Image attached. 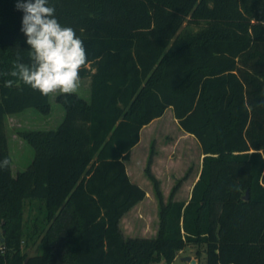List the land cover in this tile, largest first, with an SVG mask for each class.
<instances>
[{
    "label": "trees",
    "instance_id": "obj_1",
    "mask_svg": "<svg viewBox=\"0 0 264 264\" xmlns=\"http://www.w3.org/2000/svg\"><path fill=\"white\" fill-rule=\"evenodd\" d=\"M49 4L84 42L91 100L59 94L57 129L19 131L35 158L14 176L6 115L52 106L0 75V264H172L192 244L206 245L207 264H264V0ZM22 16L0 0V73L30 62ZM168 108L201 146L200 175L188 201L174 199L180 183L166 201L151 153L159 228L126 237L122 218L147 196L126 162Z\"/></svg>",
    "mask_w": 264,
    "mask_h": 264
},
{
    "label": "rangeland",
    "instance_id": "obj_2",
    "mask_svg": "<svg viewBox=\"0 0 264 264\" xmlns=\"http://www.w3.org/2000/svg\"><path fill=\"white\" fill-rule=\"evenodd\" d=\"M77 94L90 100V78H80ZM60 93L50 95L52 106L50 114H43L35 108L5 117V129L9 150L12 157V173L27 169L33 160V147L19 136L21 130H49L57 128L64 119V107L57 101ZM141 133L140 142L133 148L128 167L135 183L147 192L142 218L128 217L121 222L126 237H154L159 228V202L154 185L146 173L151 153V169L160 180L165 200L168 201L173 188L180 183L175 200L188 201L192 188L197 181L202 167V149L197 139L184 132L175 118L172 108L166 110L160 120ZM2 234V232L0 231ZM30 254L38 252L36 247H27ZM200 252L198 254V250ZM191 257L196 264H207L206 245H189L180 251L172 264H190L184 260ZM160 264H165L164 262Z\"/></svg>",
    "mask_w": 264,
    "mask_h": 264
},
{
    "label": "clouds",
    "instance_id": "obj_3",
    "mask_svg": "<svg viewBox=\"0 0 264 264\" xmlns=\"http://www.w3.org/2000/svg\"><path fill=\"white\" fill-rule=\"evenodd\" d=\"M16 9L23 13L20 30L27 38L30 62H19L18 57L10 72L0 73L16 78L5 80V86L12 87L18 80L43 96L76 93L80 71L88 62L83 40L72 27L59 23L49 0H16ZM9 164L3 158L0 169Z\"/></svg>",
    "mask_w": 264,
    "mask_h": 264
},
{
    "label": "crops",
    "instance_id": "obj_4",
    "mask_svg": "<svg viewBox=\"0 0 264 264\" xmlns=\"http://www.w3.org/2000/svg\"><path fill=\"white\" fill-rule=\"evenodd\" d=\"M90 92H91V79H90ZM51 95V94H50ZM85 99V98H84ZM90 100H91V97H90ZM90 100H87V101H90ZM169 109V108H168ZM65 110V109H64ZM65 115H66V111H65V114H64V118H65ZM162 117H160V118H158V119H155L153 122H151L150 124L152 125V123H155V122H157L158 120H160ZM64 120V119H63ZM63 122V121H62ZM61 122V123H62ZM60 123V124H61ZM149 124V125H150ZM60 126V125H59ZM58 126V127H59ZM148 126V125H147ZM57 127V128H58ZM57 128H55V129H57ZM148 127H144L142 130L144 131L145 129H147ZM49 130H54V129H49ZM141 133H142V131H141ZM133 150V149H132ZM35 151V150H34ZM34 158H35V154H34V157H33V160H34ZM33 160L31 161V163L33 162ZM128 162L129 161H127L126 162V169H127V173H128V175H129V177H130V179L132 180V182H134L135 183V180H134V177H132V174H131V172H130V168L128 167ZM30 163V164H31ZM29 164V165H30ZM28 168V167H27ZM26 170V169H25ZM24 171V170H23ZM20 172H22V171H19L18 173H17V175L20 173ZM17 175H14V176H17ZM193 189V188H192ZM190 197H191V195H190ZM146 198H147V196H146ZM146 198L143 200V201H141V202H139L138 204H136L132 209H130V211H128L125 215H124V217L122 218V220H121V222L122 221H124L126 218H128V217H130V219L131 218H137V219H140V218H142V213H143V209H144V202H145V200H146ZM189 200V199H188ZM32 218H34V216H35V214H36V210H32ZM33 247H36L37 249L39 248V242H37V243H35L34 245H33Z\"/></svg>",
    "mask_w": 264,
    "mask_h": 264
},
{
    "label": "water",
    "instance_id": "obj_5",
    "mask_svg": "<svg viewBox=\"0 0 264 264\" xmlns=\"http://www.w3.org/2000/svg\"><path fill=\"white\" fill-rule=\"evenodd\" d=\"M249 198V193L247 194V196L245 197V199H248ZM0 236H1V233H0ZM184 260L190 262V264H196V260L195 259H192L191 257H186L184 258Z\"/></svg>",
    "mask_w": 264,
    "mask_h": 264
}]
</instances>
